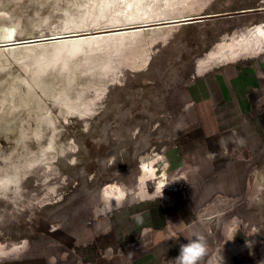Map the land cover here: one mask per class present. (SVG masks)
<instances>
[{"label": "rangeland", "instance_id": "1", "mask_svg": "<svg viewBox=\"0 0 264 264\" xmlns=\"http://www.w3.org/2000/svg\"><path fill=\"white\" fill-rule=\"evenodd\" d=\"M262 27L264 0H0V264H44L90 198L160 190L191 84Z\"/></svg>", "mask_w": 264, "mask_h": 264}, {"label": "crops", "instance_id": "2", "mask_svg": "<svg viewBox=\"0 0 264 264\" xmlns=\"http://www.w3.org/2000/svg\"><path fill=\"white\" fill-rule=\"evenodd\" d=\"M186 105L162 188L111 211L88 199L99 214L47 229L44 264H169L197 236L199 264H264V46L204 71Z\"/></svg>", "mask_w": 264, "mask_h": 264}, {"label": "clouds", "instance_id": "3", "mask_svg": "<svg viewBox=\"0 0 264 264\" xmlns=\"http://www.w3.org/2000/svg\"><path fill=\"white\" fill-rule=\"evenodd\" d=\"M242 145L243 141H239ZM110 192L102 193V200H104L105 209L111 211V205L109 203L111 199ZM117 203L119 205L120 198L116 197ZM206 250V245L203 242L202 237H195L188 239L187 243H182L179 245L178 255L169 261V264H199L200 258L204 255ZM50 264H55V258L53 257Z\"/></svg>", "mask_w": 264, "mask_h": 264}, {"label": "bare ground", "instance_id": "4", "mask_svg": "<svg viewBox=\"0 0 264 264\" xmlns=\"http://www.w3.org/2000/svg\"><path fill=\"white\" fill-rule=\"evenodd\" d=\"M173 22H175V20H173ZM185 22L186 23H191L192 21L191 20H185ZM161 25H163V24H161ZM259 33L261 34V37H260V39H257L256 40V42L255 41H249V42H246V44H247V49H249V50H251V51H253V52H256L260 47V44H259V42L261 41V42H263L264 41V27H262V28H260L259 29ZM257 34V33H256ZM100 35V34H99ZM98 36V35H97ZM100 36H102V34L100 35ZM104 36V35H103ZM102 36V37H103ZM260 36V35H259ZM93 37V36H92ZM256 37V36H255ZM254 43H256L257 45H258V47H256L255 46V44ZM264 43V42H263ZM16 44H18V42H15L14 44H11V46H15ZM17 46V45H16ZM14 48V47H13ZM223 56V55H222ZM25 88H27L26 90L28 91V96L31 98V99H35V98H38L37 96H38V91L39 90H41V91H44V88L43 87H41V85H40V83L37 81V80H35L34 82H33V84H32V82L30 83V81H28V80H26V82H25ZM27 102V101H26ZM36 104V103H35ZM154 169L152 168V169H150V173L153 171Z\"/></svg>", "mask_w": 264, "mask_h": 264}, {"label": "snow or ice", "instance_id": "5", "mask_svg": "<svg viewBox=\"0 0 264 264\" xmlns=\"http://www.w3.org/2000/svg\"><path fill=\"white\" fill-rule=\"evenodd\" d=\"M121 2H126V0H121Z\"/></svg>", "mask_w": 264, "mask_h": 264}, {"label": "water", "instance_id": "6", "mask_svg": "<svg viewBox=\"0 0 264 264\" xmlns=\"http://www.w3.org/2000/svg\"><path fill=\"white\" fill-rule=\"evenodd\" d=\"M145 24V23H144Z\"/></svg>", "mask_w": 264, "mask_h": 264}]
</instances>
